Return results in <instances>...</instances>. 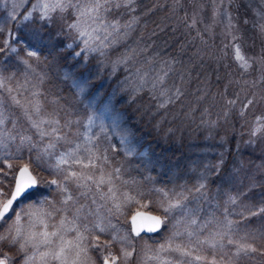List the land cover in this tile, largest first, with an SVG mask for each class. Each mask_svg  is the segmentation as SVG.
I'll return each mask as SVG.
<instances>
[{"label":"trees","instance_id":"1","mask_svg":"<svg viewBox=\"0 0 264 264\" xmlns=\"http://www.w3.org/2000/svg\"><path fill=\"white\" fill-rule=\"evenodd\" d=\"M257 1L264 6V0ZM206 2L135 0L129 11L117 10L125 14L124 21L133 22V27L125 42L122 40V44L109 49L108 55L116 57L132 49L143 51L140 56H134L128 65L119 66L115 75H112L111 64L95 62L96 57L92 56L88 57L90 63H87L84 61L86 55L76 57L73 54V48L68 45L76 39V33L64 26L69 23L67 12L53 14L50 19L35 13L16 26L6 24V28L15 31L12 42L18 54L25 55L29 50L37 52L38 65L48 74L50 83L60 86L65 92L64 95L61 93L62 100L73 96L83 110L102 112L114 119L117 131L126 136L133 149L127 155L131 165L136 166L141 160L151 162L152 159L158 170L151 167L150 173L161 183L171 180L166 185L168 187L192 183L205 169L209 184L219 186L220 193L224 194L227 188L236 192L244 188L246 191L241 201H253L254 207L262 204L259 208L262 209L264 201H258V198L260 194L264 195V136L261 132L250 135V121L258 109L264 110V104L247 108L243 116L239 115V105L245 102L242 89L248 90L255 79L247 71L240 72L241 65L237 64L231 46L223 42V38L219 42L220 34L211 35L207 32L205 23H209V19L190 15V8L197 3L204 4L208 14L211 10ZM229 9L238 18L234 8ZM239 16L238 22L241 24L245 21V14L241 12ZM194 19L196 23L191 26ZM34 33L43 36V40L34 39ZM220 53L223 62H216L213 58L220 56ZM146 58L152 60L151 67L145 63ZM144 66L161 74L167 72L166 86L173 91L180 87L184 92L181 102L169 105L167 110L160 109L157 114V105L163 98L154 99L148 90L141 93L135 103H129L127 94H124L123 99L120 92L112 95L117 81H123L126 76L134 74L137 68ZM11 68L12 63L6 69ZM83 79L88 81L87 85L82 84ZM78 83L83 87L81 96L75 92ZM261 89L264 88L257 84L254 90L259 93ZM205 93L208 96L201 100L200 97ZM232 99L238 100V103L228 104L227 101ZM219 139H223L219 147L226 154L225 161L221 164L217 162V170L214 167L206 168L204 164L209 159L213 161L214 155L210 151L218 149ZM224 145L229 148L226 149ZM254 170L261 171L262 183L257 179L258 175H254L255 184L246 188ZM230 172L237 174V178H229ZM27 200L31 201L30 196ZM256 213L243 219V223L247 229L264 234V213ZM261 250H264V246L258 248L256 253L242 257L238 264H264ZM9 251L15 253L14 249Z\"/></svg>","mask_w":264,"mask_h":264},{"label":"snow or ice","instance_id":"2","mask_svg":"<svg viewBox=\"0 0 264 264\" xmlns=\"http://www.w3.org/2000/svg\"><path fill=\"white\" fill-rule=\"evenodd\" d=\"M134 0H44L42 4L34 7H40L45 19H50V14L59 11L61 14L75 12V17L70 23L64 25L70 32H75L74 38H84L82 48L78 52H73L76 57H81L84 53H97L101 57L108 56V50L114 45L126 39L133 27V22L120 25L119 21L107 19V15L111 14L113 9L120 7L128 8ZM223 3V0H221ZM28 19V16L24 17ZM196 23L195 19L191 26ZM95 26V27H93ZM261 32L264 33V25L260 26ZM91 29V31L89 30ZM105 33L103 37L97 33L100 30ZM110 29V30H109ZM111 37V39H109ZM33 38L42 41L43 36L38 33L33 34ZM239 38L232 36L233 41ZM70 48L71 45H68ZM79 47V45H77ZM0 51H3L0 48ZM143 50H141L142 52ZM141 52L135 49L121 55L116 60L111 61L113 69L112 75H115L116 70L121 65H127L133 60L134 56H140ZM236 59H243L239 46L235 48ZM28 56L36 57V51H29ZM87 63V56H84ZM87 63L85 68H87ZM145 63L151 67L152 60L145 59ZM264 63V55L258 59H252L251 62L244 61L242 67L245 71L251 69L258 72L257 80L248 86V90L244 91L245 102L242 107L247 109L255 105L264 104V89L257 93L255 86L264 84V68L261 64ZM167 72L163 74H151L148 69L137 68L134 74L126 76L123 81H117V85L112 89V95L117 92L121 93V99L124 94H127L129 103H135L141 93L146 90L153 94V98L161 97L162 101L157 105V114L160 109L167 110L169 105H175L181 102L184 92L180 87H176L173 91L165 84ZM5 79L0 78V88H5ZM43 80H41V83ZM83 85H87L86 79L82 80ZM247 84V82H245ZM78 87H83L78 83ZM103 86V85H101ZM20 87H23L22 85ZM9 94L16 91L11 87L7 88ZM33 97L39 93H32ZM208 96L205 93L200 97L201 100ZM12 102L22 110L23 119L27 122V128L32 130V134L28 135L26 129L16 130L15 122L13 129L7 130L0 128V147L7 149L10 144L17 143V151H22L25 146L31 153L37 150L40 154L36 157V165L40 166V162L45 155H52L49 151L55 149L57 142L66 141L70 147L63 154L57 156L55 169L60 179H52L48 183L56 185L60 195L63 197L57 201L44 200L37 201L35 204L21 212L15 211L14 205H18L21 201L27 199L33 189L40 185L38 173L34 174L35 169L30 165L33 163L30 160L28 163L17 165L13 182L9 186L0 180V227L4 223L12 220L8 225L7 230L0 234V264H96V260L90 255V251H99L101 247L109 249L113 242L121 245L119 255H114L111 251H107L101 257V264H131L136 252L132 244V239L126 236L113 235L110 241L104 242L103 246L99 242V236L93 235L95 232L101 234L107 233L112 227L110 221L105 223L108 216H114L122 213L124 206L136 201L137 196H143L142 192L136 191V196L130 195L124 191V184L119 183V174L121 170L114 168L108 171L110 164L109 157L98 146L84 148L81 153V146L72 145V141L68 138L71 132H65L64 128L68 127L69 122L61 125L59 119L51 116L45 117L44 104L39 99L28 100L23 102V98L17 99L16 96H11ZM230 105H235L238 100L227 101ZM227 115V113H225ZM5 120L0 114V125H4ZM264 132V126L257 127L253 130V134ZM39 137L38 142H34L36 137ZM46 144H43L45 140ZM43 144L42 150L39 145ZM2 163V162H0ZM9 164L8 168L12 169ZM0 175H6L0 168ZM125 184L127 182H124ZM204 187L203 184L196 188L197 192ZM135 190V189H134ZM163 192L164 199L160 202V207L163 210V216H149L148 219L152 222L147 228L150 232H155L162 227H166L168 223V214L174 209L183 207L184 200L187 199L183 193H176L169 197L167 192ZM138 202V201H136ZM235 199L232 203H235ZM95 206V207H94ZM264 213V208L259 210ZM136 213L131 217L133 225H135L137 216ZM250 215H257L255 212H250ZM15 216V219H13ZM234 222L226 220L224 224H218L215 220H208L202 225L197 224V220L188 217L184 222V233L187 234L189 240L184 244H175L176 237H181L184 233L176 231L169 238L166 245H161V251H171L179 254L180 258H189L191 260L178 259L177 264H193L194 261H207V264H238L242 257L248 256L250 253L258 251L251 234H246L245 237L236 239L232 235V226ZM39 226V227H38ZM193 226H197L195 230ZM51 227V230H49ZM132 231L135 236H140V229L133 227ZM74 233L71 240L66 239L68 233ZM204 239H200L203 235ZM213 250L211 260L206 256L196 254L204 247ZM226 246H232L234 251L229 253L217 254L216 250H222ZM8 247L16 252L15 259H12L3 252V248ZM151 251V249H149ZM264 254V250H261ZM151 259L158 257H149ZM171 264V262H169Z\"/></svg>","mask_w":264,"mask_h":264},{"label":"rangeland","instance_id":"3","mask_svg":"<svg viewBox=\"0 0 264 264\" xmlns=\"http://www.w3.org/2000/svg\"><path fill=\"white\" fill-rule=\"evenodd\" d=\"M43 2L44 0H0V24L2 23L0 33L1 31L3 32L0 36L2 43L0 48L3 49V51H0V78H11L5 79V88H0V114H2L5 120L4 125H0V128L12 130L13 123L9 122L12 121L16 124V130L26 129L27 134L31 135L32 130L27 128V122L23 119L22 110L12 102L11 96H16L17 99L23 98L24 103L28 100L39 99L44 104V112L42 115L45 117L51 116L52 118L59 119L61 121V125L65 122H69L68 127H65L64 131L66 133L69 131L71 132V136L68 138L72 141L71 146L79 144L81 146V153H83L84 148L98 146L100 151L104 152L109 157L110 164L108 165V171H111L114 168H119L121 170L119 174V183L124 184L123 190L129 192V194L133 196H136V191L144 194L142 197H136V201L138 202L133 201L124 206L121 214L107 217L105 223L110 221L112 225L109 231L104 234L97 231L93 234L95 236H99L100 244L103 246L104 242L110 241L113 235L131 238L133 247L136 250L131 264H169V262H171V264H177L178 259L191 260V257L180 258L179 254L175 252L167 250L161 251L160 246L166 245L174 232L180 231L184 233L183 222L188 217H192L197 220L198 225H202L206 221L213 219L218 224H224L226 223V220H231L234 222L232 226V235L234 238L239 239L241 237H245L246 234H251V236L254 237V240H249L248 242H254L257 249L263 247L264 242H260V240L264 234L262 232L255 233L251 228L247 229L243 223V219L251 216L250 212H258L260 210L259 208L262 207V204H259L258 207H254L253 201H241V196H243L246 191L244 188H242L239 192L227 188V190H225L226 193L224 192V194H222L218 191L220 189L219 186H211L209 184V179L206 176L205 169H202L199 176L189 184H181L178 187L166 186L165 189H151L150 187L145 186V183L147 185V181L151 177L154 178V176L150 173L151 167L158 170V166L154 164L155 162H153L152 159L151 162H144L141 160V163L139 161V164L136 166L131 165V163L127 160V155L133 149L130 147L131 144L128 143L126 136L117 131L114 119H111L108 114H104L102 112L96 113L92 110H83L75 102V98L73 96L66 101L60 99L62 95L58 94L59 87L54 85L53 82L50 83L48 80L50 79L48 74L38 65L37 56H28V52L30 50L27 51L25 55L17 53V47L12 42V38L15 37V31L10 27L6 28V24H15L16 26V24L21 22V20L25 19V16L30 18L35 13H38L40 17H43L41 8L38 6L34 7L38 4H42ZM133 3L128 8L122 6L119 9H113L111 14L107 15V19L109 21L117 20L120 25L127 24L128 20L124 21L125 14L118 12L117 10L125 9V12L129 11L130 7L134 5ZM239 3H241L240 6ZM206 4L211 10L208 14L203 7L204 4L197 3L192 5L190 8V15L199 19L200 17H206L209 19V23H205L207 26V32L211 35H214L215 33L220 34L221 37L219 42L221 43V38H223V40H225L223 42H226L231 46V50L233 51L235 58V48L237 46L240 47V54L243 59L235 60L238 65H241L239 66V69L241 70L240 72L243 73L245 69L242 65L245 60L251 62L252 59H258L260 56L264 55V33L261 32L260 28L261 25H264V6L257 0H223V3H221V0H207ZM229 8H234L233 11H236L238 18H240L239 14L241 12L244 13L245 21L239 24L240 22H238V18L232 15V11ZM69 11L71 12V16H69L70 23L71 19L75 17V12L73 10ZM53 14H60V12H53L50 14V17ZM89 30L91 31V29ZM97 34L103 37L105 33L101 29ZM233 35L237 36L239 39L237 41H233ZM83 39L84 38H76L69 43L71 48H73V51L78 52L84 48V44L82 42ZM109 39H111V37ZM77 45H79V47H77ZM219 51L220 48L217 49V53ZM221 53L220 56L213 58L216 62H223ZM84 55H86L87 58L89 56H92L91 58L96 57L94 61L101 64H111V61H114L121 56L111 57L108 55L107 57H101L97 53L91 52L84 53ZM11 63L13 68L10 70L6 69ZM261 68H264V63L261 64ZM141 69H148L151 74H161L160 71H151L149 67L144 66L141 67ZM247 72H249L255 80L258 79V72L252 71L251 69L247 70ZM58 77L60 78V76ZM41 80H43L42 83ZM21 85L23 87H20ZM258 85L264 88V84L258 83ZM8 87L16 89V91L9 94L7 91ZM76 88H78V90L75 91L76 94L81 96L83 91H81L78 86ZM32 93H39V95L33 97ZM87 103H89V101ZM239 106L238 113L240 116H243L245 108H243L242 105ZM255 111L256 108L253 113ZM250 125V131H252L250 135L254 136L253 130L257 127L264 126L263 109H258V112L255 113L254 117H251ZM261 134L264 136V132H261ZM222 140L223 139L217 140L218 149L214 148L210 151L214 157L212 158L213 161L209 159L207 164H204L206 168L210 167L212 169L214 167L217 170V162L221 164L225 161L226 154H224L223 150H220L219 147V143L221 144ZM38 141L39 137L37 136L34 142ZM47 142L48 140L46 139L43 144H46ZM17 144L18 142L12 143L7 149L0 147V162H2L0 163V168H2L3 173H6V175H0V180L3 182L6 180V177H10V174L15 169V166L22 164L18 159L14 158L19 156L21 152L17 151ZM43 144L39 145L41 150L43 148ZM224 146L226 149L229 148L226 145ZM69 147L70 145L66 141L57 142L56 148L49 150L52 155H45L43 160L40 162V166L33 168L35 169L34 174L38 173V179L41 181L39 187L36 189L37 194H39V198L35 200L32 199L31 201L27 200L28 202L26 203L16 205L15 211L17 213L27 209L29 205L35 204L37 201H57L63 198L56 185H52L48 183V181L52 179H60L55 169L57 156L63 154V152ZM24 149H27V146H25ZM36 154L37 155H35V157H37L40 152L36 150ZM9 164L13 166L12 169L8 168ZM259 170H254V173H252L253 175L251 174L250 181L247 183L246 188H250L252 183L253 185L255 184V180L253 178L254 175H258L257 179L262 183L261 171ZM233 172L235 173L234 170ZM229 175V178H237V174H232L230 172ZM124 182L127 183L125 184ZM201 184H203L204 187L200 190V192H197L196 188H198ZM160 190L167 192L169 197H172L176 193H183V195L187 197V199L183 202V207L176 208L168 214L167 226L163 231L161 230V233L158 236L144 237L141 235L137 237L132 235L128 224V216L132 210L138 208L153 209L154 211H157L156 213L160 216L164 215L163 210L160 207V202L164 199V196L163 192ZM149 195H151L150 198ZM233 199H235V203H232ZM258 201H264V195L260 194ZM13 219H15V216H13ZM11 223L12 220L4 223L3 227L0 228V234H3L7 230L8 225ZM196 228L197 226H193V228L189 230H195ZM49 230H51V227ZM206 234L207 233L200 235L199 238L204 239ZM73 237L74 233L70 232L67 234L66 239L71 240ZM188 240L189 237L186 233H184L181 237H176L174 243L184 244ZM120 247V244L113 242L109 249L101 247L99 251H90V255L96 260V264H101V257L105 255L107 251H111L114 255L118 256L120 254ZM9 249L10 248L8 247H4L3 252H6L12 259H15L16 252L13 254L9 251ZM149 249H151V251H149ZM216 251L219 255L234 251V248L232 246H226L222 252L221 250ZM196 254L206 256L208 260H211L213 250L208 249L205 246L199 252H194V255ZM149 257L158 258L151 259ZM193 264H207V261H194Z\"/></svg>","mask_w":264,"mask_h":264},{"label":"bare ground","instance_id":"4","mask_svg":"<svg viewBox=\"0 0 264 264\" xmlns=\"http://www.w3.org/2000/svg\"><path fill=\"white\" fill-rule=\"evenodd\" d=\"M2 26V23L0 24V27ZM63 90L60 88V86H59V92H58V94L59 95H62L63 94ZM62 93V94H61ZM65 93V92H64ZM64 95V94H63ZM63 95H62V97H63ZM62 97H60V99L62 98ZM119 152V151H118ZM18 155V154H17ZM35 155H37L36 154V150H33L31 153H29L28 152V150L27 149H24V150H22L21 152H20V154H19V156H17V157H14L15 159H18L19 161H20V163H28L30 160H32L33 161V163L30 165V167H32V168H36L37 167V165H36V163H35V160H36V157H35ZM19 163V162H18ZM17 163V164H18ZM22 164H18V165H22ZM15 170H16V166H15V169L13 170V172L10 174V177H6V180L4 181V183H6V184H8L9 186L12 184V182H13V176H14V174H15ZM11 179V180H10ZM167 179V178H166ZM171 180H167L166 181V183H161L160 182V180H157V179H155V178H150L148 181H147V185H146V183H145V186H147V187H150L151 189H154V188H158V189H165V187H166V185L168 184V182H170ZM0 186H3V184H1ZM149 192H151V191H149ZM150 196L151 195H149V198H150ZM30 198H31V200L33 199V200H35V199H38L39 198V194H37V192L35 191V189H33L32 190V192H31V195H30ZM59 198V197H58ZM20 203H26V201L25 200H23V201H21ZM19 203V204H20ZM138 211H142V212H148V213H151V214H153V215H158V216H160L158 213H156L157 211H154L153 209H143V208H138V209H135V210H132V212L129 214V216H128V224H130V221H129V219H130V217L134 214V213H136V212H138ZM158 233V231L157 232H155V233H153V234H149L150 236H153V235H155V234H157Z\"/></svg>","mask_w":264,"mask_h":264},{"label":"water","instance_id":"5","mask_svg":"<svg viewBox=\"0 0 264 264\" xmlns=\"http://www.w3.org/2000/svg\"><path fill=\"white\" fill-rule=\"evenodd\" d=\"M136 213H140L141 215H139V216H137V219H136V222H135V225H133V223H132V220H131V217L133 216V215H136ZM136 213H134L131 217H130V219H129V221H130V230H131V232H132V234L133 235H135V233L132 231V229H133V227H135V228H137V229H140L141 230V232H140V234L141 233H144V234H153V233H155V232H157V231H155V232H150V231H148L147 230V228L149 227V226H151V221L148 219V217L149 216H156V215H153V214H151V213H148V212H142V211H138V212H136Z\"/></svg>","mask_w":264,"mask_h":264}]
</instances>
